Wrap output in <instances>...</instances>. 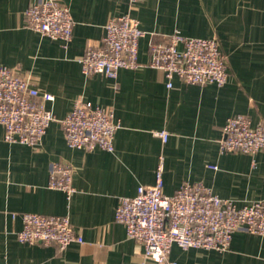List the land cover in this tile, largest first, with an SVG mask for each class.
<instances>
[{"label":"crops","instance_id":"1","mask_svg":"<svg viewBox=\"0 0 264 264\" xmlns=\"http://www.w3.org/2000/svg\"><path fill=\"white\" fill-rule=\"evenodd\" d=\"M38 0H0V67L37 82L47 104L64 119L79 100L112 110L121 122L114 151L71 149L59 122L35 147L9 144L0 126V263L154 264L144 248L115 222L122 198L154 185L163 158V192L174 195L186 182L201 184L239 206L264 200V152L255 156L220 152L227 120L243 114L264 126V0H56L75 22L65 47L27 26L26 10ZM139 21V69L121 70L117 80L86 77L80 60L99 42L113 17ZM175 32L190 38H216L228 62V82L192 86L178 78L167 88L163 72L149 68L151 42L165 43ZM167 132L166 143L156 135ZM74 169L70 197L50 188L51 166ZM212 167H216L213 169ZM23 213L66 216L84 243L66 251L57 246L22 244ZM178 264H264V236L236 232L226 252L182 250Z\"/></svg>","mask_w":264,"mask_h":264},{"label":"built area","instance_id":"2","mask_svg":"<svg viewBox=\"0 0 264 264\" xmlns=\"http://www.w3.org/2000/svg\"><path fill=\"white\" fill-rule=\"evenodd\" d=\"M141 0H127L130 7ZM27 26L64 46L73 41L75 22L68 7L56 0H38L25 12ZM145 37L139 21L129 15L113 17L105 26L103 38L91 45L80 60L86 77L104 76L117 80L121 70L139 69V45ZM148 67L163 72L167 88L172 80L192 86L228 82V62L216 38H190L175 32L165 43L151 42ZM54 96L42 94L29 75L0 67V126L9 144L37 147L49 127L59 122L71 149L92 152L97 149L113 152L116 132L121 122L112 110L79 100L64 118L57 119L47 108ZM163 143L167 132L156 134ZM220 152L255 156L264 152V126L254 127L249 116L230 117L219 141ZM216 169V167H212ZM163 158L157 169L154 185L140 186L133 198H122L115 213V222L125 227L129 239L144 248V256L154 264H178L171 260L174 246L182 250L226 252L236 232L264 236V200L239 206L221 199L201 184L184 183L172 196L163 192ZM50 188L69 197L75 193L74 169L64 163L51 166ZM23 228L18 233L22 244L55 245L60 252L84 239L66 216L23 213ZM8 264V263H0Z\"/></svg>","mask_w":264,"mask_h":264}]
</instances>
